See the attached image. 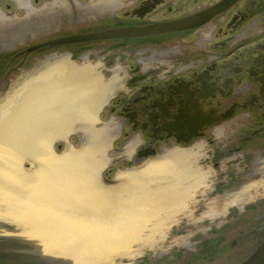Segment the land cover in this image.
<instances>
[{"label": "flooded vegetation", "instance_id": "af4514ba", "mask_svg": "<svg viewBox=\"0 0 264 264\" xmlns=\"http://www.w3.org/2000/svg\"><path fill=\"white\" fill-rule=\"evenodd\" d=\"M64 65L114 80L99 121L123 171L173 175L159 214L178 236L149 264L243 256L264 222V0H0V95Z\"/></svg>", "mask_w": 264, "mask_h": 264}, {"label": "water", "instance_id": "95a60500", "mask_svg": "<svg viewBox=\"0 0 264 264\" xmlns=\"http://www.w3.org/2000/svg\"><path fill=\"white\" fill-rule=\"evenodd\" d=\"M175 24L73 39L149 34ZM113 81L88 66L64 65L0 95V264H149L158 242L166 248L178 236L159 214L173 183L160 162L103 176L121 149L112 145L114 127L99 121ZM251 233L243 256L206 264H264V222Z\"/></svg>", "mask_w": 264, "mask_h": 264}, {"label": "rangeland", "instance_id": "374dc122", "mask_svg": "<svg viewBox=\"0 0 264 264\" xmlns=\"http://www.w3.org/2000/svg\"><path fill=\"white\" fill-rule=\"evenodd\" d=\"M121 141L120 139H118L117 137L114 139L112 145L115 148H120L121 147ZM124 161L121 160V157L117 160H115L114 162H112L109 166H107L104 170H103V176L107 179H110L112 177H114L118 172L123 171V169H125V163H123Z\"/></svg>", "mask_w": 264, "mask_h": 264}, {"label": "bare ground", "instance_id": "6f19581e", "mask_svg": "<svg viewBox=\"0 0 264 264\" xmlns=\"http://www.w3.org/2000/svg\"><path fill=\"white\" fill-rule=\"evenodd\" d=\"M130 152H131V151H130ZM121 172H123V171H121ZM121 172H118L116 175H118V174L121 173ZM116 175H115V176H116Z\"/></svg>", "mask_w": 264, "mask_h": 264}]
</instances>
